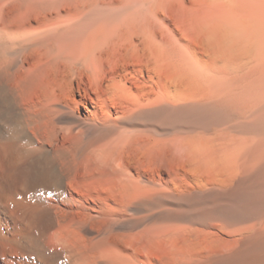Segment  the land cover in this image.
<instances>
[{"label": "bare ground", "instance_id": "bare-ground-1", "mask_svg": "<svg viewBox=\"0 0 264 264\" xmlns=\"http://www.w3.org/2000/svg\"><path fill=\"white\" fill-rule=\"evenodd\" d=\"M0 264H264V0H0Z\"/></svg>", "mask_w": 264, "mask_h": 264}]
</instances>
